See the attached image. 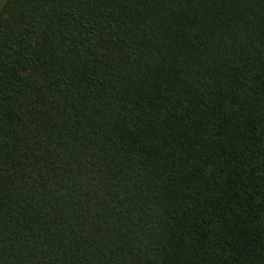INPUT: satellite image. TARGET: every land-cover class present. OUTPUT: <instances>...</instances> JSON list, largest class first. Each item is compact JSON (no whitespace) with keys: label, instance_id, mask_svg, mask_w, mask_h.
I'll use <instances>...</instances> for the list:
<instances>
[{"label":"trees","instance_id":"obj_1","mask_svg":"<svg viewBox=\"0 0 264 264\" xmlns=\"http://www.w3.org/2000/svg\"><path fill=\"white\" fill-rule=\"evenodd\" d=\"M0 264H264V0H1Z\"/></svg>","mask_w":264,"mask_h":264},{"label":"rangeland","instance_id":"obj_2","mask_svg":"<svg viewBox=\"0 0 264 264\" xmlns=\"http://www.w3.org/2000/svg\"><path fill=\"white\" fill-rule=\"evenodd\" d=\"M0 2H1V0H0Z\"/></svg>","mask_w":264,"mask_h":264}]
</instances>
